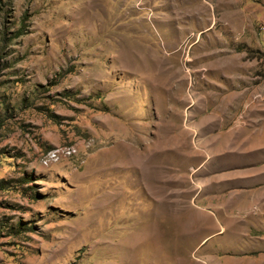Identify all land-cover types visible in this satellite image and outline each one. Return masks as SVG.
Masks as SVG:
<instances>
[{
    "label": "rangeland",
    "instance_id": "obj_1",
    "mask_svg": "<svg viewBox=\"0 0 264 264\" xmlns=\"http://www.w3.org/2000/svg\"><path fill=\"white\" fill-rule=\"evenodd\" d=\"M230 126L264 143V0H0V264H264L259 194L194 197Z\"/></svg>",
    "mask_w": 264,
    "mask_h": 264
},
{
    "label": "crops",
    "instance_id": "obj_2",
    "mask_svg": "<svg viewBox=\"0 0 264 264\" xmlns=\"http://www.w3.org/2000/svg\"><path fill=\"white\" fill-rule=\"evenodd\" d=\"M197 116L226 117L214 111ZM228 132L229 138H221L214 150L212 146L202 165L205 170L201 176L202 189L194 194L197 201L204 202L203 205L208 202L211 205L208 210L219 217L223 216L220 210L225 205L222 202L227 201L225 196L231 193L241 191L247 200L249 195L253 197L256 193L264 201V143L256 144L250 133L236 132L234 126H230Z\"/></svg>",
    "mask_w": 264,
    "mask_h": 264
},
{
    "label": "trees",
    "instance_id": "obj_3",
    "mask_svg": "<svg viewBox=\"0 0 264 264\" xmlns=\"http://www.w3.org/2000/svg\"><path fill=\"white\" fill-rule=\"evenodd\" d=\"M26 180H28L27 178H26ZM25 181V180H24ZM0 188H3L1 185H0Z\"/></svg>",
    "mask_w": 264,
    "mask_h": 264
}]
</instances>
